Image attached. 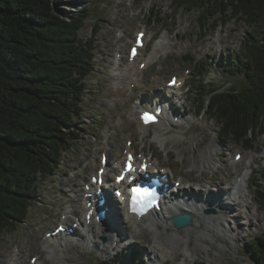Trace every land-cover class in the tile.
<instances>
[{"label": "rangeland", "instance_id": "374dc122", "mask_svg": "<svg viewBox=\"0 0 264 264\" xmlns=\"http://www.w3.org/2000/svg\"><path fill=\"white\" fill-rule=\"evenodd\" d=\"M56 2L69 18L71 15L79 14L88 6L91 16L87 18L80 36L85 41L89 38L96 40L95 70L87 79L88 89L84 97L82 119H78L75 126H70L75 128L77 133L71 140L72 148L64 153L61 165L54 175L39 180L36 202L30 208L27 222L16 225L15 230L0 233V264H9V255L13 250L18 249L22 250L20 264H34L31 262L32 256L38 261L41 260L40 258H48L49 253L43 246L46 233L55 229L57 224H62L66 207L79 205L75 201L77 196L74 190L81 188L83 193L86 177L95 173L101 151H109L113 154L112 158L116 159L127 146L128 139L132 140L139 153L158 155L162 164L169 165L174 170L178 180L184 177L188 181L200 180L205 184L211 181L213 174L208 173V170L201 172L204 161L201 160L200 164H196L195 153L201 158L203 152H209L214 147L217 151L214 154L217 171L214 181L231 182L237 175L246 172L251 174L254 168H250L249 165L252 164V167L258 171L252 172V175L254 174L252 196L256 197L257 188L264 190V134H260L256 129L249 133V136L254 133L252 149L234 139H225L224 143L219 142L220 123L210 112L208 95L202 98L199 94L197 75L199 61L206 59L208 60L204 71L209 74L208 79L213 82L212 87L248 86L243 75H232L216 67L212 68V71L210 69L211 62L216 66L223 58H235L236 54L241 52L242 45L250 32V26L240 15H234L230 10L220 14L219 17L210 18L208 13H203L204 9L179 8L174 0H76V2L56 0ZM138 29H145L156 37L144 48V56L137 59L138 62L149 60L154 46L164 37H167L169 52L160 58L157 57L144 70L140 69L143 71V82L135 90L136 97L133 94L132 98L127 100L122 94L131 78L119 83L121 87H115L116 81L111 75L118 67V62L121 63L118 72L127 71L129 68L130 62L124 60V56L127 58L128 48ZM116 50L122 51L121 60L116 57ZM172 74H178L186 81L183 92L187 94V98L178 101L182 103L178 109L186 115L185 120L171 127L161 124L148 126L145 129L147 133L144 134L137 123L134 111H131L132 101L140 93L151 92L152 86L161 87ZM114 98L116 99L113 100ZM206 98L207 104L200 112L201 99L203 101ZM107 138L108 142H106ZM238 148H241L243 158L235 162V152ZM219 150L221 154L218 153ZM252 154L260 157L261 160L254 161L250 157ZM232 162L236 163V167L231 165ZM253 203L255 209L259 208L264 220V201L257 199L255 201L253 198ZM73 220L75 219L70 220V225L73 224ZM263 223L264 221L262 225L255 227L253 234H248L247 226L246 231L243 232V235L246 233V237L234 244L223 237L217 239L215 246L223 248V252L215 257L216 250H211L214 252V256L211 257L212 263L196 260L192 264H255L257 253L260 254L257 252V247L264 250ZM169 230L175 232L177 228L173 227ZM230 235L232 236V233ZM112 236L106 241L94 237L98 243L105 246L108 255L101 253L99 248L88 240L71 245L69 253L72 255L71 260H75L70 264H101L102 262L134 264L135 260L128 253L131 248L123 246L132 242L134 247L140 248L141 251L145 248L153 251L152 244L156 242L155 236L146 229L135 237L129 236L121 243L123 246L120 244L116 249H111ZM90 237L93 235L87 234V239ZM134 247L132 248L136 249ZM186 248L185 246L181 248L182 255L184 251L186 252ZM122 250L127 253L123 254ZM149 251L143 255L145 264L184 263L183 256L174 260L173 257L168 260H153L150 255L155 256V253Z\"/></svg>", "mask_w": 264, "mask_h": 264}, {"label": "trees", "instance_id": "16d2710c", "mask_svg": "<svg viewBox=\"0 0 264 264\" xmlns=\"http://www.w3.org/2000/svg\"><path fill=\"white\" fill-rule=\"evenodd\" d=\"M174 2L202 8L210 18L231 10L250 26L241 52L222 63L248 86L212 87L202 63L197 75L199 94L208 95L221 124L220 136L251 145L249 133L264 132V0ZM56 3L0 0V233L27 222L39 180L60 167L77 135L70 126L83 116L95 39L85 41L80 32L91 15L86 6L69 18ZM207 101L201 99L200 112ZM258 192L264 201V191ZM257 250L255 264H264V250Z\"/></svg>", "mask_w": 264, "mask_h": 264}, {"label": "bare ground", "instance_id": "6f19581e", "mask_svg": "<svg viewBox=\"0 0 264 264\" xmlns=\"http://www.w3.org/2000/svg\"><path fill=\"white\" fill-rule=\"evenodd\" d=\"M72 1L76 2V0H72ZM168 45L169 44H168L167 37H164L163 40L159 42V44L155 45L154 51L152 52L150 59L153 58V61H154V59H156L157 57L162 56L165 53H168L169 52ZM142 50H141V53H142ZM141 53L138 55V57L141 55ZM119 66H120V63L118 64V67L112 72L113 75H111L113 80L116 81L115 87H118V86L121 87L119 83L126 82L128 78H131V83L136 82V83L141 84L139 75L142 73V71L138 69L136 65L133 64L129 66L127 71L118 72ZM127 86H126V89H127ZM132 92L130 91H128L127 93L124 92L122 96L124 95L125 98L129 100L133 96ZM141 97H146V94L140 93L138 95L137 97L138 101L137 102L134 101V105L131 106V111H134L135 116L137 113V116H138V117L136 116L138 120L137 123L138 125H140L141 128L144 129L145 125L142 123L141 119L139 118V115L141 112L140 107H143L142 106L143 102L140 101ZM115 99L116 98H114L113 100ZM144 103H146V101ZM170 123H172L171 120H170ZM168 124L169 122H167V120L163 122V125H168ZM215 149L216 148L213 147L209 150V152L205 150L208 154L206 152H203V155L201 156V158H199L198 154L195 153L196 164H200V161L203 160L206 166L208 163V165L211 168H214V161L212 162V160L215 159L214 154L217 152L215 151ZM122 155L125 158L127 157V153H125V151L122 150L118 158L114 162H112L113 154L111 153V157L110 159H108V169H110L111 172L117 173L118 170H120V166L116 165V163H119L120 158L123 157ZM250 157L254 160L260 159V157H256L254 154H252ZM231 165L233 167H236L235 163H232ZM101 166H102L101 164L100 165L98 164V169H100ZM168 172L172 176L173 171L169 169ZM109 176H110L109 173L106 172V177L108 180L110 179ZM243 177L246 182L249 181L250 176L248 177V173H245ZM167 181H168V178H167ZM175 181L176 180H174L173 182ZM184 181L186 180L185 179L183 180L184 186L188 187V184L185 183ZM213 184L216 186H219L220 183L213 180ZM210 185L211 186L207 187V189L205 191H202L201 193L203 194L204 197L206 196L205 203L210 201L213 207L216 208L217 212L205 214L200 208L198 209V211H194V209L191 208V211H193L192 213L194 216L192 223L188 226L177 228L175 232L174 231L170 232L171 230H169L175 227V224L173 223V220H172V216L173 214L181 211L182 208H176L178 206H175V205L174 206L168 205L163 214L154 215V216L147 217L145 219L137 220V219H134L129 214L126 217H123V212L121 210H118V208L114 206L115 199L111 197L110 198V211L107 216V220L110 222V225H111L110 227L111 230L109 229L107 225L103 227H99V228L94 227L93 229L94 237L104 235L108 239L113 235L112 244L115 241H118V244H119L120 242H122V240H124L126 236L135 237L137 234L139 235L143 233L144 231H146L147 229L156 238V242H153L152 244L153 246L152 253H155V257L153 258V260L155 259L168 260V259H172L171 257H173L172 260H174L176 259V257L178 258L179 256H183L184 263L178 262L177 264H192V262L193 261L195 262L196 260L197 261L200 260L199 262L206 261V262L212 263L211 257L214 256L213 255L214 252H211V250H216L215 257H217L220 253L223 252V248L215 246L217 239L223 237L224 239H226V241H229L231 242V244L232 243L234 244V242L240 241L243 239V237H246V233L245 235H243V232L246 231L247 226L249 227L248 234H250L252 233L254 229H256L255 227L262 225V222L264 220H263V217H261L259 208L257 209L254 208L251 188L249 187V190H248L247 184L245 183L240 184L241 186L240 198L238 201H232V202L226 201L223 198V193L225 192V190L221 187L218 188L217 192L208 191V189L209 190L213 189L212 183H210ZM75 187H77V185ZM81 190H82L81 188H76L75 190L77 194V198L75 201L79 205L68 206L64 210L66 211V214L69 218H72V214H74L76 218L78 214L80 215L81 210H85L87 213L86 205L88 201L92 199H87L84 196V192L82 193ZM95 191H97V188L88 190L86 192H95ZM204 193L206 195H204ZM184 196L189 197L190 201L187 202V204L182 205V206H190L193 204L197 205V203L195 202H201V200H199L200 195L194 194L192 190L187 191L185 195H180L179 197H184ZM81 200L84 203H82ZM102 209L103 207L99 206V210H102ZM230 209H234L233 216H231L229 213ZM230 233H232V236L230 235ZM78 238L79 240H84V241L88 240L89 243L91 242L93 245L98 247L101 253H105L107 255L109 254L108 250L105 248L104 245L102 246L97 241H94L93 238L87 239V236L85 233L82 232L78 236ZM43 243L46 247L45 251L49 253V256L48 258H40L41 261H37L38 264H70L71 261L75 260V259L71 260L72 255L71 253H69L71 251V244L67 242L64 238H59L54 241L44 240ZM130 246L134 247L133 244H131ZM184 246L187 248H186V252L184 251L182 255L181 248H183ZM111 247L113 249L117 248V247H114L113 245ZM134 248L137 249V247H134ZM20 251L21 249L17 251L15 256H14V253H11L9 255L8 259L12 260L11 264H20L21 262L20 256H19ZM148 251H149L148 248L147 249L145 248L144 254L146 252L148 253ZM207 251H208V254H207ZM205 255H207V257H205ZM173 264H176V262Z\"/></svg>", "mask_w": 264, "mask_h": 264}, {"label": "snow or ice", "instance_id": "6c2138e0", "mask_svg": "<svg viewBox=\"0 0 264 264\" xmlns=\"http://www.w3.org/2000/svg\"><path fill=\"white\" fill-rule=\"evenodd\" d=\"M133 52H135V50H133ZM144 119L146 123L154 121V117L149 113H145ZM155 199V189L141 187L134 188L130 208L133 212H136L138 210H145L153 205Z\"/></svg>", "mask_w": 264, "mask_h": 264}, {"label": "water", "instance_id": "95a60500", "mask_svg": "<svg viewBox=\"0 0 264 264\" xmlns=\"http://www.w3.org/2000/svg\"><path fill=\"white\" fill-rule=\"evenodd\" d=\"M174 221L178 227L190 224L191 217L189 215H180L174 218Z\"/></svg>", "mask_w": 264, "mask_h": 264}]
</instances>
